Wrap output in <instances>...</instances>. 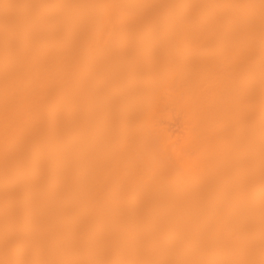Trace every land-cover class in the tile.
Listing matches in <instances>:
<instances>
[{
  "label": "bare ground",
  "instance_id": "1",
  "mask_svg": "<svg viewBox=\"0 0 264 264\" xmlns=\"http://www.w3.org/2000/svg\"><path fill=\"white\" fill-rule=\"evenodd\" d=\"M0 264H264V0H0Z\"/></svg>",
  "mask_w": 264,
  "mask_h": 264
}]
</instances>
